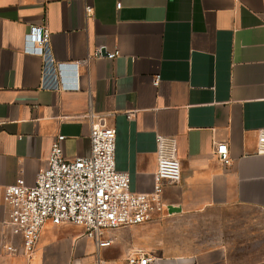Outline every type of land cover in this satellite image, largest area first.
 <instances>
[{
  "label": "crops",
  "instance_id": "0c3cea01",
  "mask_svg": "<svg viewBox=\"0 0 264 264\" xmlns=\"http://www.w3.org/2000/svg\"><path fill=\"white\" fill-rule=\"evenodd\" d=\"M44 25L55 71L27 39ZM97 50L121 55L75 68ZM91 110L116 130L133 192L154 191L158 136L176 140L182 181L164 185L163 214L105 231L109 247L48 224L28 260L3 225L5 189L34 186L58 136L68 160L90 156ZM261 130L264 0H0V264H264Z\"/></svg>",
  "mask_w": 264,
  "mask_h": 264
},
{
  "label": "built area",
  "instance_id": "2783aa9c",
  "mask_svg": "<svg viewBox=\"0 0 264 264\" xmlns=\"http://www.w3.org/2000/svg\"><path fill=\"white\" fill-rule=\"evenodd\" d=\"M121 6L118 4L117 8L121 9ZM86 11L91 14L92 8L87 6ZM27 39L33 45L32 51L45 58L44 71L48 65L55 71L49 48L51 33L47 26L31 27ZM120 55L119 51L104 55L103 51L97 50L74 66L78 70L92 60H115ZM74 90L80 91V84L77 83ZM88 118L91 121L90 156L68 160L63 147L66 137L58 136L47 168L37 175L35 185L28 186L20 178L14 186L5 189L4 204L8 216L3 225L21 239L23 255L28 260L34 258L48 224L81 226L85 236L93 240L98 249L109 247L112 242L102 238L105 231L143 225L152 221L154 216L163 214L166 209L162 202L164 185H178L182 181L176 140L158 136L154 191L151 194L133 192L130 175L118 171L116 166V130L92 110ZM216 153L224 165L231 164L226 144H219ZM257 154L264 155V130L259 131ZM3 249L9 255L19 253L14 242L4 245ZM128 261L129 264L152 263L142 252L130 255Z\"/></svg>",
  "mask_w": 264,
  "mask_h": 264
}]
</instances>
